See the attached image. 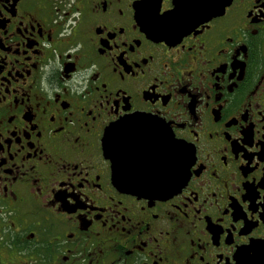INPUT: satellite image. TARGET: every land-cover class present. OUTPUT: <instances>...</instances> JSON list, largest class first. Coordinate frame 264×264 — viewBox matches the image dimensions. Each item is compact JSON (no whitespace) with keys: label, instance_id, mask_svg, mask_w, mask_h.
I'll use <instances>...</instances> for the list:
<instances>
[{"label":"flooded vegetation","instance_id":"1","mask_svg":"<svg viewBox=\"0 0 264 264\" xmlns=\"http://www.w3.org/2000/svg\"><path fill=\"white\" fill-rule=\"evenodd\" d=\"M0 264H264V0H0Z\"/></svg>","mask_w":264,"mask_h":264},{"label":"water","instance_id":"2","mask_svg":"<svg viewBox=\"0 0 264 264\" xmlns=\"http://www.w3.org/2000/svg\"><path fill=\"white\" fill-rule=\"evenodd\" d=\"M141 121L144 122L146 121V119H142ZM168 135H169V131L168 132L164 131L165 139H168ZM173 146L174 148L178 147L176 141H174L173 145H171V148H169L168 151L169 153L172 152ZM179 152H180V159H179L180 161L179 163H177L176 161V164H174V168L176 172L177 173L179 172V177H176L175 180H171L172 179L171 174L167 175V173L165 172L166 170L164 169L165 170L164 172L161 171L144 172V173L134 174L132 175L133 180L128 183H122L121 187H124L127 190H130L134 193H143L154 197L155 196L161 197L174 193L177 189H180L185 184L189 176V166L182 155V153H184V145L182 143L179 145ZM166 166L168 165L164 164V168Z\"/></svg>","mask_w":264,"mask_h":264},{"label":"snow or ice","instance_id":"3","mask_svg":"<svg viewBox=\"0 0 264 264\" xmlns=\"http://www.w3.org/2000/svg\"><path fill=\"white\" fill-rule=\"evenodd\" d=\"M172 13H167L165 15H160L159 14V9H157V13L153 16L152 19V23L155 26L158 27H165L167 26L171 21H170V17H171ZM177 146L180 145V141H176Z\"/></svg>","mask_w":264,"mask_h":264}]
</instances>
